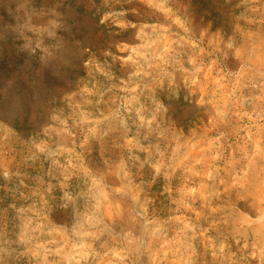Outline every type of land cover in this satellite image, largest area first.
<instances>
[{"label": "rangeland", "instance_id": "1", "mask_svg": "<svg viewBox=\"0 0 264 264\" xmlns=\"http://www.w3.org/2000/svg\"><path fill=\"white\" fill-rule=\"evenodd\" d=\"M0 264H264V0H0Z\"/></svg>", "mask_w": 264, "mask_h": 264}]
</instances>
